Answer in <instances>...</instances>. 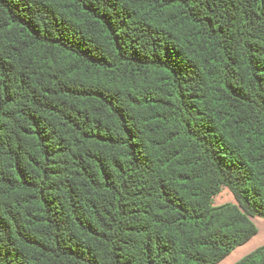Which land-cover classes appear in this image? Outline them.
Listing matches in <instances>:
<instances>
[{"label":"trees","instance_id":"trees-1","mask_svg":"<svg viewBox=\"0 0 264 264\" xmlns=\"http://www.w3.org/2000/svg\"><path fill=\"white\" fill-rule=\"evenodd\" d=\"M254 216L264 0H0V264H217Z\"/></svg>","mask_w":264,"mask_h":264},{"label":"rangeland","instance_id":"rangeland-1","mask_svg":"<svg viewBox=\"0 0 264 264\" xmlns=\"http://www.w3.org/2000/svg\"><path fill=\"white\" fill-rule=\"evenodd\" d=\"M230 202H233V196L229 189L225 186H223L221 191L213 197L214 205H221ZM252 221L257 227V233L243 245L234 248L226 258L217 264H235L256 248L264 245V218L254 216L252 217Z\"/></svg>","mask_w":264,"mask_h":264}]
</instances>
